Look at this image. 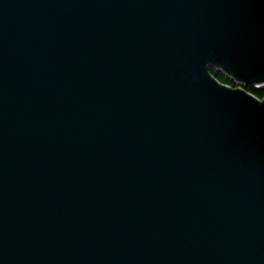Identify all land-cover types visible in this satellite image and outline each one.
<instances>
[{
	"label": "water",
	"instance_id": "95a60500",
	"mask_svg": "<svg viewBox=\"0 0 264 264\" xmlns=\"http://www.w3.org/2000/svg\"><path fill=\"white\" fill-rule=\"evenodd\" d=\"M262 83L264 0H0V264H264Z\"/></svg>",
	"mask_w": 264,
	"mask_h": 264
},
{
	"label": "trees",
	"instance_id": "16d2710c",
	"mask_svg": "<svg viewBox=\"0 0 264 264\" xmlns=\"http://www.w3.org/2000/svg\"><path fill=\"white\" fill-rule=\"evenodd\" d=\"M207 70L209 75L215 78L219 83L228 84L231 85L232 87L238 86V84L233 80V78L227 76L221 68L209 65L207 67ZM240 86L242 87L243 90L253 94L259 100H262L264 98V83L257 85L247 84Z\"/></svg>",
	"mask_w": 264,
	"mask_h": 264
}]
</instances>
